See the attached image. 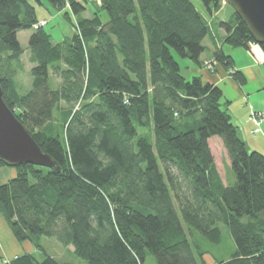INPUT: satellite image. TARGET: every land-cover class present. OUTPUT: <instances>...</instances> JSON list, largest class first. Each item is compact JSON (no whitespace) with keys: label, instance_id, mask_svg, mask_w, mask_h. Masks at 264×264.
<instances>
[{"label":"trees","instance_id":"obj_1","mask_svg":"<svg viewBox=\"0 0 264 264\" xmlns=\"http://www.w3.org/2000/svg\"><path fill=\"white\" fill-rule=\"evenodd\" d=\"M223 1L202 0L205 13L193 0H0L4 99L61 167L21 164L0 184L14 236L41 253L1 264H77L46 254L43 236L72 246L81 264H264V154L241 136L223 89L188 78L175 56L202 66L213 24L223 44L254 43L234 8L214 16ZM47 4L66 12L72 36L33 28ZM22 30H32L25 93ZM210 62L245 80L222 46ZM215 136L234 173L228 182Z\"/></svg>","mask_w":264,"mask_h":264},{"label":"crops","instance_id":"obj_2","mask_svg":"<svg viewBox=\"0 0 264 264\" xmlns=\"http://www.w3.org/2000/svg\"><path fill=\"white\" fill-rule=\"evenodd\" d=\"M223 10V9H222ZM222 10L215 13V17H218L221 20H226L229 18V15L232 14L231 11H224L223 15ZM202 11V10H201ZM202 12H206L202 11ZM208 19L213 21L214 17H211L207 14ZM39 18H49L45 14L39 15ZM213 30H211V34L209 36V44L206 45L207 49L210 48L211 54L205 56V52L202 54L201 60H202V66H197L192 61L189 60V68L192 73L199 74L202 76V78L205 81L217 84L220 86L223 91L224 95H226V88L232 87L236 93H238L239 96L243 95H250L253 89L252 86L254 85L255 91L262 92L264 90V49L262 46L258 45L257 43H251L249 48H242V47H233L228 44H223L221 41L222 38L225 35V31L223 28L218 27L216 25H212ZM51 33V32H50ZM52 34V33H51ZM32 35V30H22L19 31L18 36L20 39L21 44L26 49L25 53L28 50V44L30 36ZM53 35V34H52ZM21 36H24L25 39L22 40ZM65 37H69V33L64 34V37L61 40H63ZM59 41V40H56ZM218 46H222L223 50L227 55H230L233 57L235 62V69L241 72V74L244 76L245 80L243 82H239L236 79H233L230 75V72L225 69V67L222 64H218L216 62L214 64L213 69H208L205 65V63L212 61L215 53V49L218 48ZM33 66V64H32ZM206 67V68H205ZM32 68V67H31ZM31 74V69H30ZM31 82L33 81L32 75L30 76ZM19 89L22 93L27 92L32 84L29 85L28 88H25L22 83L18 80ZM229 104H230V100ZM229 109H230V105ZM239 111V110H237ZM230 113L233 117L234 123L238 126L234 118L236 117V112L232 111L230 109ZM215 137L210 138L209 143L211 146V141L216 140ZM222 140V139H221ZM223 143V141H221ZM224 145V144H223ZM213 152V150H212ZM214 154V153H213ZM216 159V158H215ZM217 164V161H216ZM218 166V164H217ZM219 169V166H218ZM220 170V169H219ZM221 173V172H220ZM17 174V171L12 166H1L0 167V184L6 183L13 179ZM222 175V174H221ZM36 247L34 244H32L30 241H19L14 236L7 220L3 216V214L0 212V264L3 259H9L12 260L20 255L26 254V253H35Z\"/></svg>","mask_w":264,"mask_h":264},{"label":"rangeland","instance_id":"obj_3","mask_svg":"<svg viewBox=\"0 0 264 264\" xmlns=\"http://www.w3.org/2000/svg\"><path fill=\"white\" fill-rule=\"evenodd\" d=\"M193 2L195 3L198 9L202 11L206 10V7L203 4L202 0H193ZM45 7H38V14H45L47 17H51V19L48 18L49 24L46 26V30L53 34L54 40L60 41V39L64 37L65 32L69 33V36H72L75 33V28L65 18V11H57L48 4L45 5ZM225 9L226 11L233 12V7L223 1L221 8L222 15ZM84 15L90 16L91 12L87 11ZM21 39L24 40L25 37L21 36ZM208 41L209 37H207V39L205 40L206 45L209 44ZM211 51L212 50L208 48L205 51V56L210 55ZM175 56L177 60L181 63L183 73L188 78L193 77L195 74L188 70L189 60L181 58L177 54H175ZM22 63L24 65V69L23 71L21 70L18 73L17 81L19 80V82L22 83L25 88H28L29 85L32 84V78L30 77V69L32 67V63L30 61V50H27V52L24 53V55L22 56ZM254 87L255 86L253 85V90L251 91L253 93L248 96L243 95L242 97L239 96L238 93H236V91L232 87H228L226 88L227 93L226 95H224V98L231 101L229 104L230 109L236 112V117L234 118V120L239 125L241 136L247 142L249 148L251 150H257L264 154V120L261 124V130L259 132H255L257 125L254 122V119L251 117V113L253 111L262 112L264 116V90L262 92L255 91ZM214 139L216 140L211 141V149L213 150L214 156L216 158L217 164L224 180L228 182V179L232 180L234 178V173L230 165V159L226 148L221 142V138L216 136V138ZM41 244L45 247L46 254H50L62 263H85L82 258L74 254V248L72 246H65L54 237L43 236L41 238ZM35 254L41 257V253L37 249ZM207 259L210 264H213V260L209 256L207 257Z\"/></svg>","mask_w":264,"mask_h":264},{"label":"water","instance_id":"obj_4","mask_svg":"<svg viewBox=\"0 0 264 264\" xmlns=\"http://www.w3.org/2000/svg\"><path fill=\"white\" fill-rule=\"evenodd\" d=\"M244 20L254 42L264 45V0H224ZM0 160L9 166L31 163L59 172L58 162L34 139L4 99L0 74Z\"/></svg>","mask_w":264,"mask_h":264},{"label":"built area","instance_id":"obj_5","mask_svg":"<svg viewBox=\"0 0 264 264\" xmlns=\"http://www.w3.org/2000/svg\"><path fill=\"white\" fill-rule=\"evenodd\" d=\"M69 7V6H68ZM49 24V19L48 18H40L34 25L33 28L34 29H39L41 27H46ZM212 62H207L206 63V67L208 69H213V66L211 64ZM251 117L254 119V122L256 123L257 127L255 129V132H259L261 130V124L264 120V116L262 112H257V111H253L251 113ZM4 262H9V259H3Z\"/></svg>","mask_w":264,"mask_h":264}]
</instances>
